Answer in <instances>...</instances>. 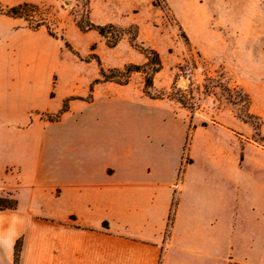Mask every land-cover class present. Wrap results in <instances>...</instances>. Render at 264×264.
<instances>
[{"label": "crops", "instance_id": "obj_1", "mask_svg": "<svg viewBox=\"0 0 264 264\" xmlns=\"http://www.w3.org/2000/svg\"><path fill=\"white\" fill-rule=\"evenodd\" d=\"M11 20L0 13V197L15 201L0 210V264H13L17 240L16 264H264V163L242 160L235 175L219 159L182 163L183 124L92 111L95 99L71 101L56 126H20L45 109L33 95L45 50L27 68L16 37L38 30ZM12 82L28 86L26 101Z\"/></svg>", "mask_w": 264, "mask_h": 264}, {"label": "rangeland", "instance_id": "obj_2", "mask_svg": "<svg viewBox=\"0 0 264 264\" xmlns=\"http://www.w3.org/2000/svg\"><path fill=\"white\" fill-rule=\"evenodd\" d=\"M22 2L49 6L48 20L55 36L41 27L34 35L16 37L31 70L38 63L34 47L38 44L45 50L44 61L39 62L45 69V88L33 94L45 109L27 111L24 118H18L23 122L20 126L30 120L56 126L59 119L50 121L46 115H56L71 101L82 104L95 99L89 108L92 111H156L163 120L173 117L183 124L181 137L176 127L173 133L182 163L219 159L227 175H235L242 160L264 163V148L254 141L257 119H241L249 112L259 116L264 135V0H0L2 5ZM86 2L91 22L113 24L106 37L77 25ZM11 22L15 31H36L21 19ZM118 28L124 31L115 39ZM133 35L138 45L155 49L161 58L162 68L154 75L151 93L175 92V82L176 88L192 93L197 105L193 112L166 96L145 95L139 72L131 73L126 84L100 77L94 54L105 69L144 63L142 53L131 44ZM13 65L15 73L18 66ZM26 70L22 67L23 78ZM95 79L99 81L94 83ZM5 83L0 79V86ZM11 84L16 90L14 97L26 101L28 86ZM240 88L248 94L249 105H245ZM189 125L195 129L190 131ZM6 198L4 204H13L12 198ZM16 253L15 247L14 258Z\"/></svg>", "mask_w": 264, "mask_h": 264}, {"label": "trees", "instance_id": "obj_3", "mask_svg": "<svg viewBox=\"0 0 264 264\" xmlns=\"http://www.w3.org/2000/svg\"><path fill=\"white\" fill-rule=\"evenodd\" d=\"M48 11L49 6L36 4L33 2H22L14 5H2L0 3V12L12 17V18H18L25 22V26L29 29L36 30L41 27H43L46 32L51 35L55 36L54 32L52 31L49 20H48ZM84 15L80 16L77 20V25L82 30H96L100 35L106 37L107 29L109 27H114L113 24L109 25H99L95 24L90 21L89 19V7L88 2L85 3V9H84ZM84 18V20H83ZM137 30V27L134 26ZM124 30L121 28H118L116 32L114 33V38L118 39L120 35L122 34ZM131 44L139 50L140 53L145 58L144 63L142 64H132L129 63L125 65L122 69L118 68H108L105 69L99 60V57L94 54V57L97 61L98 68H99V75L104 81H114L118 84H126L129 81V77L131 73L133 72H139L142 75L143 79V93L150 98H162L164 96L168 97L169 99L177 101L182 107L188 109L190 112H193L195 106L197 108V105L194 104V98L192 96V93H187L184 90H180L179 88L175 87V82L172 83V90L176 89L175 92H160L158 94H152L150 91V88L153 87V79L154 75L159 72L162 68V62L159 53L153 49V48H147L141 45H138L136 42V35H133L131 37ZM65 45L67 47H70L67 42H65ZM99 79H95L93 82H98ZM229 90V89H228ZM242 90V88H240ZM242 97L244 100L245 105H249V96L246 92H243L242 90ZM67 109V106L63 104V107L59 113H57L54 116L46 115L47 119L50 121L58 120L61 116L62 112ZM253 117L257 119V122L254 124V128L256 131L257 139L254 141L264 148V135L261 133V119L259 116L249 112L247 117H241L242 120H245L246 118ZM247 121V120H246ZM245 121V122H246ZM202 125H206L205 123H202ZM188 129L190 131L195 129V125H189ZM188 138V135L186 136V139ZM241 157V156H240ZM6 197H0V208L1 207H14L15 201L13 200V204L6 205L4 202L6 201ZM172 214L169 215V223L171 220ZM16 251L15 254V260L14 264L17 263L18 255H19V248H20V241L18 240L16 242Z\"/></svg>", "mask_w": 264, "mask_h": 264}]
</instances>
